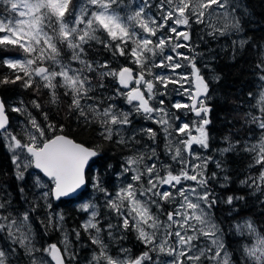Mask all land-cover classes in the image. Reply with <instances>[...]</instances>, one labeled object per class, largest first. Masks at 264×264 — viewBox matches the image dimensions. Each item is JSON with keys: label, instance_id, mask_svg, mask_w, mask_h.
<instances>
[{"label": "snow or ice", "instance_id": "1", "mask_svg": "<svg viewBox=\"0 0 264 264\" xmlns=\"http://www.w3.org/2000/svg\"><path fill=\"white\" fill-rule=\"evenodd\" d=\"M0 3L6 5L5 10L10 13L7 20L0 19V49L9 50L11 47L25 54L23 59L0 57V67L10 70V74L0 75V85L20 82V86L25 89L33 88L37 92L41 87L48 89L51 104L60 102L57 89L63 88V95L70 97L69 113H76L78 120L82 117L85 127L98 123V134L106 141H112L117 136L119 139L115 142L118 144H128L130 141L139 143L135 140V134L127 140L122 135L124 128L132 124L131 112L120 111L114 104L101 108L98 103H82L99 99L89 94L98 88H104L103 80L107 77L113 78L119 85L116 95L123 96L137 115H143L145 119L160 125L166 133V139L173 134L170 131L173 129L170 121L180 120L179 116L164 107L165 100L162 97L168 94L166 90L169 85H178V91L187 94L191 100V104L173 102L171 107L178 111L187 109L199 118L191 124L179 123L174 132L183 138L175 145L171 140L168 141V154L174 162L181 165L177 173L168 170L171 165H163L161 167L165 171L161 174V167H158L154 159L158 157L153 148L147 156L152 161L150 164L144 162V153L126 158L120 175L131 173V176L115 194L103 187L98 177L94 179L93 187L104 194V206L115 213L119 221V226L112 223L107 225L109 237L115 239L112 233L114 228L122 232L135 231L136 239L147 249L135 257L128 255L120 258L110 255L108 245L100 236L102 228L97 219L100 215L98 207L95 203H85L80 206L81 210L91 211L89 219L81 227L89 233L92 244L99 248L98 253H93L94 264H203L204 261L231 264L229 253L218 235L221 229L210 212L217 200L207 187L210 179L205 175L207 161L190 164L184 155L186 153L188 157L201 160L193 145L204 149L209 146L206 126L210 121L206 117L210 109L205 100L201 99L202 96H207L209 85L200 75L194 58L177 51L180 48L191 50L184 43L190 39L186 29L192 24L206 23V18L209 26L213 27V32L223 35L229 28L238 31L239 23L228 11L230 0H156L155 4L152 0H142L141 6L123 13V0H0ZM153 7L157 10L155 13L146 11ZM221 9L224 11H220ZM214 18L222 23L221 27L211 24ZM182 26L185 30H182ZM164 30L167 34H164ZM92 42L102 45L113 58L129 57L130 63H134L139 71L134 72L131 67L123 65L119 69L113 68L107 60H88L86 57ZM58 45H65L71 52L70 60L78 62L82 67L73 68L71 63L63 62L60 59L62 48ZM166 47L175 55H166ZM158 56L161 57L159 62L155 59ZM181 60L188 61L187 66L192 68L194 90L185 87V84H192L189 74L176 71L186 67ZM48 61L51 64H47ZM256 67L261 72L260 81H264V60ZM153 68L168 70L171 75L154 73ZM86 73H94L97 83L93 84V78ZM149 76L152 78L148 79ZM157 97L161 99L152 103ZM255 99L253 107H257L261 115H248L251 116L250 122L261 130L260 139L254 144H245L242 150L254 154L253 164L249 167L259 165V175L255 178L249 176L241 183L264 195V84H261V91ZM31 103L36 109L41 108L36 100ZM11 111L24 114L27 109L13 105ZM43 115L44 120L48 121L47 113ZM27 123L31 128L24 130L26 141H22L10 129L5 102L0 100V136L4 137L9 150L13 152L16 178L22 180L29 167L42 172L52 184L49 186L43 183L37 176V187L46 190L41 191L35 199L43 200L45 206L51 209L49 197L60 200L62 197L79 195L78 190L86 184L85 169L89 166V161L100 153L97 148L77 143L62 134L48 136V132L57 131L56 125L47 123L44 127L30 113ZM59 131L63 132V127ZM142 131L155 140L156 132L153 129ZM238 143L239 141L236 142ZM236 144L229 143L222 152L236 151ZM216 166L220 168L222 165L217 161ZM215 175L212 174L213 177ZM184 181H192L195 186H185ZM177 196L181 198L177 207L171 211L164 207L165 204L176 202ZM233 200V196H228L226 203L231 205ZM6 204L7 201L0 202V209H5ZM37 206L39 205L33 206L31 211H35ZM161 216H166V221ZM63 220L64 216L58 214L57 224ZM48 222H52L51 213ZM91 230H95L96 234L92 235ZM237 231L241 235L246 231L253 237L243 249L251 264H264V229L258 231L251 221H245L243 225H237ZM0 232L6 233L15 245L9 250L0 248V264H12V257L17 255L18 248H22L23 254L30 258L29 264H66L67 259H75L74 254L68 251L67 234L63 241V252L56 244H49L43 252L50 260L38 259L34 255L41 249L33 244L28 211L23 212L20 218L12 216L10 212L0 215ZM76 237H80L79 231H76ZM200 237L210 243L203 246L194 243ZM124 238L123 234L119 237ZM120 252L128 253L129 249L121 248ZM153 252L157 256L163 254L171 259L158 262L150 255Z\"/></svg>", "mask_w": 264, "mask_h": 264}, {"label": "trees", "instance_id": "2", "mask_svg": "<svg viewBox=\"0 0 264 264\" xmlns=\"http://www.w3.org/2000/svg\"><path fill=\"white\" fill-rule=\"evenodd\" d=\"M141 0H123L125 5L133 7L134 4ZM156 1V0H154ZM7 6L0 3V17L3 15L10 17V13L5 10ZM230 12H232L235 21L239 23V30L233 29L223 35L206 36L201 30V25H191L190 37L191 44H195V51H201L204 64L208 62L210 72L216 80H206L209 85L208 94L205 97V104L210 109L207 113V119L210 123L206 126L208 132V148L205 149L206 168L205 175L210 177L208 190L213 193L217 203L210 210L212 219L221 229V236L225 245V250L229 253L231 264H251V261L244 255L243 249L251 241V236L244 232L241 235L237 231V225H243L245 221H251L258 231L264 229V195L242 184L241 181L249 176L253 178L259 175V165L249 167L253 164L252 153L242 150L245 144L251 145L257 143L260 139L261 130L256 124L251 123V113L260 116L261 113L257 107L255 97L259 96L261 91L260 70L256 67L264 60V0H230ZM237 39L243 44L235 45ZM233 43V44H232ZM240 44V43H239ZM62 48L60 59L63 62L71 63L73 68L82 67L78 62L71 61V52L65 45H58ZM88 47V46H86ZM129 47V45H128ZM130 48V47H129ZM14 48L9 50L0 49V57H5ZM193 49V45H192ZM204 52V53H203ZM25 56V54H24ZM88 60L103 62L107 60L111 67L119 69L122 65L137 69L134 63H130L129 57L113 58L109 52L103 49L102 45L92 42L88 48ZM209 59V61H207ZM206 61V62H205ZM48 64V63H47ZM202 65V64H200ZM10 74L6 68L0 67V75ZM93 78V84L97 83L94 73H86ZM104 88H98L95 92L90 93L98 97L97 101H82L88 104L98 103L101 108L104 107V97H114L116 89L119 88L113 78L107 77L103 80ZM110 90L104 95L106 87ZM35 87V85H34ZM34 93L33 100L41 104V112H46L49 117V123L56 127H63V132L56 131L77 143H82L87 147L97 148L99 155L90 163L86 173V189L75 200L53 202L49 197L51 209L45 206L43 200L37 201L35 198L39 190L35 184V178L41 176L29 169L24 172V178H16V169L11 159V153L7 143L0 136V202L7 201L6 208L0 209V215H7L9 212L12 216L20 218L25 211L29 212L31 234L33 244L37 248H45L49 244H56L59 248L63 243L64 237L61 232L66 231L72 248L75 253L73 264H90L91 255L98 250V247L92 244L89 233L81 227L82 222L86 220L85 213L79 209L76 204L78 201L87 198L91 193L89 184L91 181L92 171H95L103 187L113 193L116 191V176L122 172L125 165V159L131 156L135 150V144H118L113 138L112 141L104 140L99 134V124L94 123L85 127L82 123L83 118L77 119L76 113H69L68 104L70 97L64 96L63 88H58L57 92L60 97L58 104H51L49 90L42 88L39 92L33 88L25 89L17 84L0 85V99L5 102L7 115L9 117L10 129L14 134L22 135L27 128V113L21 114L12 112L10 105L20 106L21 101L25 105L31 104L32 98L30 93ZM249 93L253 95L250 96ZM203 115V113H202ZM40 122L39 116L34 113L31 115ZM18 121V123H17ZM56 133H53V135ZM128 132L126 133V135ZM239 141L238 144L236 142ZM135 142V141H134ZM229 143L236 144L237 150L223 153L222 149L228 147ZM145 144L141 145L144 146ZM167 162V160H165ZM221 163V167L216 166V162ZM110 166V167H109ZM216 175L213 177L212 174ZM227 176V179L225 177ZM251 183V181H249ZM23 189V191H21ZM233 196V204L226 203L227 197ZM243 197V199H235ZM98 207L100 215L98 216L99 226L103 233L107 230L109 223L119 226V221L115 213L111 212L104 206V194H98L91 200ZM35 207V211L31 208ZM49 213L52 214V222H48ZM55 213L62 214L64 220L61 222L62 229L56 227ZM43 221V223H42ZM47 225V227H46ZM115 230V237L118 231ZM76 231L80 232V237H76ZM94 230H91L93 234ZM126 248L127 244L116 242V246ZM141 243L133 241L129 244L131 249L136 252ZM15 245L8 239L7 234L0 232V248L9 250ZM119 253V252H118ZM117 253V254H118ZM29 257L23 254V249L18 248L17 255L12 257V264H29ZM70 263V261L68 262ZM66 263V264H68Z\"/></svg>", "mask_w": 264, "mask_h": 264}, {"label": "rangeland", "instance_id": "3", "mask_svg": "<svg viewBox=\"0 0 264 264\" xmlns=\"http://www.w3.org/2000/svg\"><path fill=\"white\" fill-rule=\"evenodd\" d=\"M141 3H142V0L139 1V2H137L136 4H134L133 7H128V5H125L124 3H122L121 11L123 13V12H126V11H130V10L136 9L139 6H141ZM152 3L155 4L156 1L152 0ZM146 11H151V12L155 13L157 10L153 7L152 9H146ZM220 11H224V9H221ZM228 11L230 12L229 5H228ZM230 13H231V16L233 17L232 12H230ZM8 18H10V17H6L4 15L2 17H0V19H5V20H7ZM211 24L212 25H215L216 27H221L222 26V23H218L215 18L211 21ZM197 25H201L203 27V28H201V30L205 32L206 36H214L216 34H220L219 32H213V27L209 26V23L207 22V18H206V23H204V24H195V26H197ZM191 28L192 27L186 29L189 34H190V29ZM182 30H185V29H183V26H182ZM191 30H193V29H191ZM232 30H233V28H229L226 33H229ZM137 31H140V30L137 29ZM209 33H213V34L210 35ZM160 34L161 33H158V35H160ZM164 34H167L166 30H164ZM0 35H2V34H0ZM153 39H155V38H153ZM181 40H182V38H181ZM190 40H191V37H190V39L188 41H184V43L188 44L190 46L191 50H189V48H180L177 51L194 58L195 65L199 69L200 75L203 76L205 78V80H207V81L208 80L215 81L216 78L210 72V68L208 66V62L204 64V59H203V57L201 55V51L202 50H200L198 52L195 51V46L196 45L195 44H191L190 45V42H191ZM192 45H193V49H192ZM235 45H237L238 47L241 46L242 45L241 44V40L240 39H237V43ZM129 47H131V44H129ZM165 54L166 55L167 54L175 55V53H172L171 52V49L168 48V47H166V49H165ZM5 57H14V58L23 59L25 56H24V53L21 50H17V49L14 48V49L10 50V52ZM155 59L157 60V62H159V60L161 59V57L158 56ZM207 61H209V59H207ZM180 62L182 64L186 65V67L181 68V69H177L176 71L177 72H180V73H188L189 76H190V79L193 82L194 77H191L192 68H191V66H187L188 65V61L181 60ZM46 63L51 64L50 61H48ZM200 64H202V65H200ZM136 71H139V69L137 68L136 70H134V72H136ZM152 71L154 73H163V74L171 75V72L168 71V70H165V69L153 68ZM147 78L148 79H151L152 77L149 76ZM116 85H118V84L116 83ZM178 87H179L178 85H169L168 89L166 90L168 94L165 97H162L165 100L164 107L170 113H174L176 116H179L180 117V120L179 121H177L175 119H173V120L170 121V123L173 125V129H170V131H172L173 134L171 136H168L167 139L165 138L166 137V133L163 131V128L160 125L154 123L152 120L145 119L143 115H137L134 111L131 110L132 106L129 105L126 102V100H125V98L123 96H117L115 94L114 97L109 100L108 99V97H110V95H109L108 97L105 96L104 97V101H103L105 103L104 107H106L108 104H114L116 106V108L118 110H120V111L131 112L130 119L132 120V124L130 126H126L124 128V130L122 131V135L127 140L130 136H132L133 134H135V140L139 141V143H136L134 141H130L129 142V143H132V144L137 145L135 147L136 149L133 150L132 155L133 154H138V153H144L145 154V161L144 162L146 164H150V163H152V161L151 160H148L147 159V156L151 154V149L154 148L156 150V157H158V159H156L155 157H154V159H155V162L157 163L158 167H161L163 165H171V168L168 169V170H171L174 173H177L180 170L181 165L178 164V163H176V162H174L171 159V156L168 154V152H167V144H168V141L171 140L173 142V144L175 145L180 139L183 138L182 136H177L175 134V132H174L175 127L179 123H181V122H188L189 124H191L194 120H198L199 119L198 117L195 116L194 113L188 111L187 109H181V110L178 111V110H176V109H174V108L171 107V105H172L173 102H181V103H187V104H190V102H191V100L188 99L187 94H181L178 91ZM185 87H189V88H192L193 89L192 84L191 85L185 84ZM109 90H110V87L107 86L106 89L104 90V93H100V94H103L104 95ZM34 96L35 95H34L33 92L29 94V97L32 98V100H33V97ZM159 99H161V97H157V100L153 101L152 103H154V104L157 103V101ZM203 99H205V98H203ZM82 103H85V102H82ZM11 106H13V105H10L9 106L10 110H11ZM22 107H24V108L27 109V112H26L27 113L26 114L27 115V119H28V113H30L31 115H34V113H35V114H37L40 117L39 118L40 122L39 121L38 122L41 123V125L44 126V127L47 126V123H49L48 122L49 121V117H48V121H45L44 120L43 112H41L40 109L38 110L35 107H33L32 103L29 104V105H25L23 103ZM44 113H46V112H44ZM17 123H18V121H17ZM60 127H62V126H60ZM60 127H56L57 128V131H59ZM30 128H31V126L27 123V129H30ZM148 128H151V129H153L156 132V138H155L154 141L149 138L148 133L142 131L143 129H148ZM127 132H128V134L126 135ZM55 133L57 134V132H55ZM193 134H196V133H193ZM47 135L48 136H53V132H48ZM18 136H20V135H18ZM22 136H23L22 137L23 141H26L25 131L23 132V135ZM114 138L119 139V137H117V136H114ZM3 139H4V137H3ZM5 142L7 143L6 140H5ZM143 144H145V145L144 146H141ZM181 147H183V146L181 145ZM193 148L195 149L196 153L201 157V160H195V159H193L191 157H188L187 154L185 153L184 155L190 161V164H197V163H201L202 161L206 160V154L204 153L205 152V149L204 148H201L198 145H193ZM10 153H11V159H12L13 152L10 151ZM24 155H26V154H24ZM165 160H167V162ZM141 167H143V166H141ZM14 168L16 169V165L15 164H14ZM29 169H32V167H29L26 170V172ZM164 171H165V169L163 167H161V174L162 175L164 174ZM91 176L92 177H91V181H90V184H89V189H90L91 193L89 194V196L87 198H84V199H82V200H80V201L77 202L76 206L79 209H81L80 206L82 204L91 203V200L94 199V197L98 194V191L93 187L94 179L97 178V175H96L95 171H92V175ZM130 176H131V173H127V174H124V175H120V173H119L116 176V179H117V182H116V185H117L116 191L119 190V188L122 186L123 182L127 178H129ZM144 179H147V178L145 177ZM41 181L43 183L48 184L49 186H51V184H52L51 181H48V180L44 179L42 176H41ZM35 184H36V178H35ZM184 185L185 186H188V185L195 186V183L192 182V181H184ZM36 187H37V185H36ZM177 187H179V186H177ZM166 188H167V186H165V189ZM38 190H39V193H40L41 191H45L46 189H40V188H38ZM115 192H114V194H115ZM180 199L181 198L179 196H177L176 202H173L172 204H165L164 207L167 208L169 211H171L175 207H177V202ZM90 211H91V209L89 210V212H85L84 211L86 220L82 222L83 224L89 219ZM97 219H98V217H97ZM161 219L164 220V221H166L167 218H166V216H161ZM55 220H56V227L58 229H62L61 223L59 225L57 224L58 213H55ZM149 231H151V230L149 229ZM65 232H66L65 230L61 232L62 237H65V234H67V237H68V233H65ZM112 233H113V237H115V230L114 229H112ZM93 234L94 235L96 234L95 233V230L93 231ZM121 234L124 235V237H125L124 239H119V237H120ZM136 235H137L136 232L135 231H131V230L130 231H127V232L118 231V235L115 237V239H113V238H110L109 237V235H108V229L106 230V232L103 233V231H101V233H100L101 238L108 245V252H109V254L112 255L113 257H120V258H124V257H126L128 255H131L132 257H135V256H138L142 251H146L147 250L144 247L143 244H141V247H137V245H136L137 251H139V252H136L134 249H131V247L129 246V244L133 243V241L140 242L139 240L136 239ZM218 235L221 236L220 233ZM221 239H222V236H221ZM252 239H253V237H251V240ZM117 241L120 242V243H122V244H124V243L127 244L128 246L126 247V249H129V252L128 253L121 254V252H120L121 245H120V247H117L116 246V242ZM194 243H197V244H200L201 246H203L204 244H208L210 242L207 241L204 237H200V239L198 241H194ZM72 245H73V243L70 242V240L68 238V245H67V247H68V251L71 252V253L73 251ZM43 249L44 248H42L41 251L34 253V255L38 259H43V260L47 261V260H49V258L45 255V253L43 252ZM60 249L63 252V250L65 249V244L64 243H62ZM98 250H99V248H98ZM98 252L99 251H97L96 253H98ZM72 254L75 255L74 252ZM150 255H152L153 257H155L158 262H162V261H164L166 259H171L170 257H166L163 254L157 256V254L155 252L150 253ZM92 257H93V254L90 257V261H89L90 264H94V262L92 260ZM69 261H70V263H68ZM66 263L73 264V259H67L66 260ZM188 264H190V262H188ZM203 264H213V262H211V261H204Z\"/></svg>", "mask_w": 264, "mask_h": 264}, {"label": "water", "instance_id": "4", "mask_svg": "<svg viewBox=\"0 0 264 264\" xmlns=\"http://www.w3.org/2000/svg\"><path fill=\"white\" fill-rule=\"evenodd\" d=\"M192 87H193V90H194V87H195V79H194L193 82H192ZM203 98H205V97L202 96L201 99H203ZM0 100H1V99H0ZM190 104H191V102H190ZM95 158H96V157L92 158V160L89 161V166H90V163H91ZM89 166H87L86 169H85V179H86V173H87V171H88ZM32 169H33L34 172L38 173V174H39L40 176H42L44 179L48 180V178L45 177V176L43 175V173L40 172L38 169H35L34 167H32ZM48 181H50V180H48ZM86 185H87V182H86L85 185L82 186L81 189L78 190V193H79L78 196H73V197H62L60 200H56V199H54V198H52V197H51V199H52V201L55 202V203H57V202H59V201H72V200H75L76 198H78V197H79V196L85 191V189H86ZM48 258H49V257H48ZM49 260H50V258H49Z\"/></svg>", "mask_w": 264, "mask_h": 264}, {"label": "flooded vegetation", "instance_id": "5", "mask_svg": "<svg viewBox=\"0 0 264 264\" xmlns=\"http://www.w3.org/2000/svg\"><path fill=\"white\" fill-rule=\"evenodd\" d=\"M57 134H59V133H57ZM57 134H55V135H57Z\"/></svg>", "mask_w": 264, "mask_h": 264}]
</instances>
